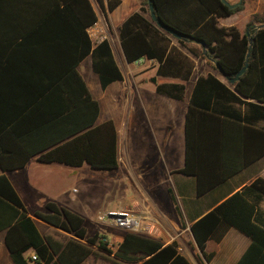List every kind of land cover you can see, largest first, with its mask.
<instances>
[{"label": "trees", "instance_id": "obj_1", "mask_svg": "<svg viewBox=\"0 0 264 264\" xmlns=\"http://www.w3.org/2000/svg\"><path fill=\"white\" fill-rule=\"evenodd\" d=\"M95 1L108 12L120 2ZM151 3L155 17L182 38L165 33L142 14H148L146 0H142L139 11L121 21L117 37L126 62L152 60L156 76L172 79L155 83L157 94L182 99L184 82L194 67L192 58L211 61L213 69L217 63L225 76L233 77L248 54L246 68L231 83L232 90L211 74L197 76L192 85L184 114V162L177 172L194 176L196 193L200 194L250 162L222 155L225 145L217 134L219 115H232L233 104L241 102L237 95L264 102V26L255 28L256 24H264V17L250 15L246 29L240 32L233 25L218 26L217 18L241 10L242 1L234 7L221 0ZM95 22L88 0H0L2 172L23 167L32 156L42 163L71 167H117L115 128L110 120L95 124L98 103L75 70L76 64L89 55L101 89L121 80L107 39L93 44L86 32ZM58 23H64V28ZM195 41L203 42L205 48ZM246 105L258 109L264 121V107ZM200 169L218 171L205 188ZM250 189L258 197L264 196V179L255 178L241 192L233 193L189 225L205 261L212 256L204 251L205 241L216 224L223 221L250 240L235 264H264V228L251 220L253 208L243 199ZM226 206L229 210L224 212ZM44 208L45 212L35 211L33 216L68 237L56 239L48 233L39 234L6 176L0 174V230L5 231L11 264H82L89 256L102 254L111 256L117 264H189L177 251L175 241L163 244L141 233L125 232L110 251L99 240L102 235L85 234L79 215L53 202L45 203ZM28 249L35 254V260L23 255Z\"/></svg>", "mask_w": 264, "mask_h": 264}, {"label": "crops", "instance_id": "obj_2", "mask_svg": "<svg viewBox=\"0 0 264 264\" xmlns=\"http://www.w3.org/2000/svg\"><path fill=\"white\" fill-rule=\"evenodd\" d=\"M88 1L97 22L99 20L98 4L95 0ZM226 1L230 4L237 2V0ZM241 1L242 9L235 14H243L246 22L252 14L264 17V0H240V2ZM141 2V0H120L119 4L110 12L98 6L101 9L100 13L104 19V25L102 26L103 30L107 28L108 31L105 20L109 24L111 32L106 33V39L109 43L114 61L121 73V80L109 83L104 89L99 88L102 91L116 88L114 93L119 95L122 102L121 108L124 111L123 115L127 118V126L125 127V133L123 135L124 143H122V161L125 163V169L120 165L117 150L118 133L115 128L117 167L107 171L110 172L115 170L114 172H116L120 170L122 176L121 182L122 179L124 181L131 180L138 188V190L135 187L130 188L132 196L127 202L118 205V207L128 208L135 213L144 214V230L141 234L158 239L163 244L175 241L177 251L189 264H235L250 242L247 236L234 227L228 226L223 221L218 222L205 241L204 251L212 253L211 258L205 261L190 234L189 225L202 215L215 209L233 193L241 192L255 178L260 177L264 179V121L260 119V111H258V109L255 107L249 108L246 105V103H252L264 107V102H256L252 98H244L237 95L241 102L233 104L232 108L234 112L232 115H229V112L226 115H219L220 121L217 135L218 139L223 141L225 145L223 151L221 150L222 155L250 162L243 168L237 169L236 172L227 176L221 182L197 194L195 177L177 172L184 162V114L187 100L194 80L199 75L205 76L206 74H211L225 84L230 90H232V82H229L217 70L212 68H204L194 73L196 70V61L200 58H192L194 67L190 78L184 82L182 99L178 101L157 94L154 90V84L169 82L172 81V79L156 76V64L154 61H152L153 66L148 70L143 69L145 62L140 64L136 62H126L117 37V27L121 21L128 14L139 11ZM142 14L145 16V13ZM230 16L217 18V25L222 27L233 25L240 32H243L246 29L245 25L242 30V28L236 24H232V22H222V20ZM263 26L264 24H256L255 28ZM51 27H53V25L47 26V28ZM59 27L64 28V23H60ZM86 58L89 59L90 67L89 55L82 58L75 66V70L83 81L84 76L79 70V65ZM200 60L202 62H200V64H202L201 66L203 67L206 61L205 59ZM131 64L135 67H130ZM123 65L127 66L125 74L122 72ZM91 72L97 79L96 74L92 70ZM85 74L87 77L90 76L86 70ZM149 82L150 87L148 85ZM84 84L86 86L85 81ZM86 88L88 90L87 86ZM114 93L110 96V100L113 102L116 101ZM161 97H164L166 102L160 99L158 100V98ZM94 100L97 101L99 106L95 124L110 120L109 118H102L98 121V117L102 112L100 104L105 108L108 107L105 101H103V97L100 98L102 101L100 103L97 99ZM137 111H139L138 116L136 114ZM136 116L144 119L146 122V128L142 129V131L136 127L139 125L136 123ZM128 126H131V130H133L129 138L132 143V148H135L133 147L135 143L140 142L141 146H138L137 149H141L143 153L145 151L142 156H137L138 154L131 155L130 152L127 151L128 149L125 143L128 139L126 137ZM151 140L161 143V154L165 159V165L147 166L148 168L146 167L147 169H145L142 167L145 159H149V161L152 160V155L148 151L152 145L150 142ZM147 151L149 152L148 155L146 154ZM41 165L60 166L69 169H35V167L37 168ZM120 166L122 169H118ZM83 170H86V174L95 169L89 168L86 164L71 167L59 163H42L36 159V156H32L23 167L6 172L0 170V174L6 176L21 201L26 214L32 219L39 234L51 233L56 239H62L69 235L34 217L33 213L35 211L45 212V203L53 202L57 206L66 208L82 217L83 213H85V210L82 209L83 205H85L83 196L79 197L76 194L80 189H83ZM217 172L216 169H200V173L203 175L201 182L202 188L206 187L207 183L218 174ZM71 179L78 180L81 188L78 184L75 186L68 185L69 187H67L65 181ZM157 191L162 195V200L158 199ZM89 197L91 196L89 195ZM163 197L166 198L165 201ZM243 199L253 208L251 220H256L264 228V196L258 197L257 193L250 189L243 195ZM237 204L240 205L241 203L238 202ZM175 207L178 212L175 210ZM223 208L222 210L224 212L229 210L226 209L229 208L228 206ZM51 231L56 232L57 235L52 234ZM4 234L5 231L0 230V264H11V259L4 243ZM85 234L87 236L92 235L91 233L87 234L86 230ZM123 234L124 232L122 231L119 236H115L117 242L121 240ZM32 254L34 253L31 249L23 253L25 257Z\"/></svg>", "mask_w": 264, "mask_h": 264}, {"label": "rangeland", "instance_id": "obj_3", "mask_svg": "<svg viewBox=\"0 0 264 264\" xmlns=\"http://www.w3.org/2000/svg\"><path fill=\"white\" fill-rule=\"evenodd\" d=\"M142 1V0H141ZM98 10V14H99V20L96 22V27L95 29L91 32V37L94 40L95 37H97L98 34H100V32H97L96 29L98 30V27H102L104 24V19L100 13V8L97 6ZM145 16H149V14L145 13ZM150 18V17H149ZM105 22L107 23V27H108V31L107 28L105 31V33L107 32H111L110 28H109V24L108 22L105 20ZM223 23H227V22H232V24H236L238 25L240 28H244V25L246 23V19L245 16L243 14H235L232 15L224 20H222ZM106 25V24H105ZM98 26V27H97ZM201 60H197L196 61V70L194 73H197L198 71H201V69H207V68H212L213 63L211 61L206 62L203 67L201 66L202 64H200ZM144 63V62H142ZM202 63V62H201ZM84 65V66H83ZM152 62H145L143 69L148 70L152 67ZM130 67L134 68L135 66L133 64L130 65ZM127 69V66H122V72L125 74ZM213 69V68H212ZM79 70L80 72H82V75L84 76V81L86 83V86L88 87V90L91 94V96L94 99H97L98 102H102L100 100L101 97H103V101H105V104L107 105L108 108H105L103 105L100 104L101 108H102V112L100 114V116L98 117V121H100L102 118H109L110 121L112 122L114 128H116L117 130V144H118V156H119V160H120V165L123 166L122 168L125 169V163L124 161H122V154H123V150H122V143L123 142V138H124V133H125V127L127 126V118L124 117V111L121 108V99L119 98V95L114 93L116 91V88H110V89H105L104 91L100 90L99 86H98V82L97 79L95 77V75L91 72L90 67H89V59L86 58L85 60L82 61V63L79 65ZM85 70L89 73V77H87V75L85 74ZM152 80V79H151ZM150 80V81H151ZM149 87H150V82L148 83ZM114 93V96L116 97V101H111L110 100V96L111 94ZM186 95V94H185ZM163 100L165 101L164 97L158 98V100ZM166 102V101H165ZM139 111H137V116ZM136 116V123H138L139 125H137V129L141 130L146 128V122L144 121V119L139 118ZM133 130H131V126L127 127V132H126V137L127 142L125 143L127 145V151L130 152L131 155H136L137 156H142L144 153L143 151L141 152V149H137L138 146H141V143H135L133 147H135L134 149L132 148V143L129 140V138L131 137ZM151 142V146L148 149V151L150 152V154L152 155V160L149 161V159H145L144 164H142L143 168L147 169L149 166H155V165H165L164 162V158L161 154L162 152V146L160 142H154V141H150ZM147 151V155L149 154V152ZM163 165V166H164ZM120 166V168L118 169H122ZM148 166V167H147ZM147 167V168H146ZM33 169V168H30ZM35 169H69L66 167H55L52 165H41L38 166L37 168L35 167ZM117 169V170H118ZM161 169V166H160ZM115 171V170H114ZM110 171L108 172L107 170H94L92 172H88L85 174L86 170H83V189H80V191L76 194L77 196H83V201L84 204L83 208L85 210V213H83L82 218L84 220V227L86 230L87 234H92L93 232L102 235L103 237H105L106 239H108L113 245H116L117 242V238L115 236H119L120 233L122 232L121 230L112 227L110 225H106V224H101L99 222H97L94 219V215L96 212L98 211H106V210H112V209H117V208H124V207H118V205L123 204L125 202H127L129 200V198L132 196V193L130 191V188L135 187L137 190L138 188L135 186L133 181H124L122 179L121 182V172L119 171ZM85 174V175H84ZM66 186H75V185H79L80 183L78 182V180L76 179H71V180H66ZM131 182V183H130ZM62 184V183H61ZM69 185V186H68ZM132 186V187H131ZM124 187V189H123ZM81 188V186H80ZM82 194V195H81ZM89 195L91 197H89ZM157 197L159 200H162V195L160 194L159 191H157ZM165 197V196H164ZM164 201L166 198H164ZM86 201V203H85ZM167 201V200H166ZM52 234H56V232L51 231ZM51 234V233H50ZM57 235V234H56ZM111 256H106L104 254L102 255H91L89 256L84 262L83 264H117L115 262H113L111 260Z\"/></svg>", "mask_w": 264, "mask_h": 264}, {"label": "built area", "instance_id": "obj_4", "mask_svg": "<svg viewBox=\"0 0 264 264\" xmlns=\"http://www.w3.org/2000/svg\"><path fill=\"white\" fill-rule=\"evenodd\" d=\"M95 27H96V23L88 27L86 30L93 44L106 38V33L103 30V28L97 26L98 30L96 29V31L100 32V34H98L97 37H95L93 40L91 37V32L95 29ZM134 62H136L137 64H140L142 62H152V60H146L144 58H140ZM94 219L101 224L110 225L112 227L120 229L124 233L125 232L141 233L144 230L145 215L135 213L128 208H117V209L106 210V211H98L95 213ZM99 240L105 244V247L108 250L110 251L114 250L115 245H113L108 239L101 236ZM30 259L35 260L36 259L35 254L30 255Z\"/></svg>", "mask_w": 264, "mask_h": 264}, {"label": "water", "instance_id": "obj_5", "mask_svg": "<svg viewBox=\"0 0 264 264\" xmlns=\"http://www.w3.org/2000/svg\"><path fill=\"white\" fill-rule=\"evenodd\" d=\"M147 1V9H148V14H149V17L151 19V21L154 23V25L156 27H158L160 30L164 31L165 33L169 34L170 36L176 38V39H179V38H182V35L177 33L175 30L171 29L170 27L164 25L163 23H161V21L155 17V14H154V10H153V7H152V3H151V0H146ZM221 2L225 5L228 4V2L226 0H221ZM240 3V0H237V2L229 5L230 7H234L236 6L237 4ZM248 42H250V40H248ZM195 43L199 44L203 49L205 48V45L203 42L201 41H195ZM247 56L248 54L246 53L245 55V62L243 64V66L239 69V71L233 76V77H227L225 76V74L223 73V71L221 70L220 66L217 64V63H214V67L215 69L222 75L224 76L229 82H233L234 80L237 79V77L243 72V70L246 68V59H247Z\"/></svg>", "mask_w": 264, "mask_h": 264}]
</instances>
